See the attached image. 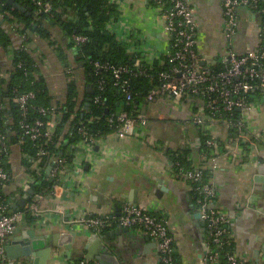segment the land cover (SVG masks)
I'll return each mask as SVG.
<instances>
[{
	"label": "crops",
	"instance_id": "1",
	"mask_svg": "<svg viewBox=\"0 0 264 264\" xmlns=\"http://www.w3.org/2000/svg\"><path fill=\"white\" fill-rule=\"evenodd\" d=\"M187 1L193 8L197 24V52L206 65L216 66L228 49L222 32L221 0ZM108 2L116 11V38L127 39L128 45L132 46L126 51L148 64L162 65L168 38L163 32L160 13L147 0ZM260 19L259 14L248 9L239 10L238 31L232 42L236 52L257 49ZM16 23L19 26L20 23ZM44 23L50 29V39L55 42L33 35L29 53L39 74L46 80L52 97L50 103L55 107L64 103L70 79L78 85V103L89 83L75 62L76 47L69 45V38L59 28ZM7 27L14 45H18L20 39L13 24ZM6 55L2 50L1 65L4 70H10L11 61ZM69 67L73 69L71 74L66 73ZM153 105L160 115L142 130V135L135 133L125 138L108 135L91 149L79 143L63 179L55 187L56 195H48L41 203V220L18 228L10 240L26 229H34L36 235L52 236L48 239L51 250L46 264H75L79 259L87 258L89 252L85 247L92 236L102 238L105 249H99V253L104 264H160L154 242L134 228L114 233L117 227L113 225L95 234L85 225L72 221L85 214L118 217L122 205L132 203L167 218L181 263L203 264L208 248L205 224L200 225L202 219L195 217L199 212L190 183L175 177L171 161L172 152L187 150L190 166L207 167L208 177L216 190L213 205L230 217L236 254L245 261L264 264V143L256 153L248 155L249 158L237 160L224 154L214 161H204L201 130L189 123L193 111H199L200 101L157 99ZM251 127L264 129V101L258 102L253 109ZM210 131L219 136L223 133L214 126ZM253 161L258 162L257 165ZM8 162L15 180L6 188L11 192L26 173L17 144H13ZM65 233H72L71 241L61 238L60 235ZM22 263L33 264V258H20L14 262Z\"/></svg>",
	"mask_w": 264,
	"mask_h": 264
},
{
	"label": "built area",
	"instance_id": "2",
	"mask_svg": "<svg viewBox=\"0 0 264 264\" xmlns=\"http://www.w3.org/2000/svg\"><path fill=\"white\" fill-rule=\"evenodd\" d=\"M2 2L0 0V5ZM28 2L34 5L38 12L49 17H53L56 12L60 13L62 9V7L55 8L52 0H28ZM147 2L163 19V32L168 38L163 64L167 66L157 75L158 86L145 96L143 109H120L107 117L111 128L109 135L118 138L133 136L135 133L142 135V130L148 127L154 117L160 115L153 105L157 99L180 102L192 98L200 101V109L191 114L189 123L201 130L203 160L214 161L217 156L224 154L231 155L237 160L249 158L248 155L252 152L256 153L259 146L264 143V129L254 130L251 127L252 111L258 102L260 104L264 101V0H221L222 32L228 42V49L216 66L206 65L205 59L197 52V24L193 18V8L187 0H147ZM242 8L259 14L261 19L257 27L259 40L257 49H247L239 53L233 49L232 42L238 31L239 10ZM71 13L70 10L64 12L63 18L71 19ZM111 19L115 20L114 17ZM12 24L13 29L18 27L16 22ZM18 36L20 47L29 51L28 35L22 33ZM71 39L75 47L87 40L82 34H74ZM117 40L126 50H131L132 46L128 45L127 39ZM2 50L0 46V54ZM4 52L11 61V69L4 70L0 60V83L8 81L14 59L12 47L8 52ZM22 65L18 63V66ZM35 67L38 69L36 64ZM94 67L96 73L104 70L110 74L112 85L119 89L121 101L127 104L134 101L135 95L130 89L128 78L124 76L131 75L135 71L145 73L140 58H136L131 67L99 61L94 62ZM28 73V70L24 69V74L28 75ZM66 73H73V69L67 68ZM38 75L34 73L35 82L38 81ZM105 82L104 78L99 77L98 91L104 89ZM13 92L11 101L20 116L17 131L5 129V125L12 120L1 113L4 106L0 100V264H11L6 253L10 237L18 228L41 220V203L48 195H56L55 187L63 179L68 166L66 157L49 148L53 137L51 128L58 123L61 116L59 109L62 106H36L33 104L36 97L34 91L20 92L18 88H14ZM93 101L102 104L100 93L93 97ZM30 110L36 112L31 121L28 120ZM74 115L75 112H72L70 119ZM211 126L223 132L222 135L210 131ZM67 127L68 125H65L64 129ZM78 133L82 136L81 143L90 149L107 137L93 136L85 124L78 127ZM11 135H16L15 143L10 142ZM26 140L36 143L34 153L21 151V146ZM13 144H17L20 148L26 173L25 177L15 185L14 190L8 192L6 188L15 181L13 174L6 167ZM181 152L175 154L180 155ZM257 163L253 161L254 165ZM172 165L175 177L190 183L200 218L205 224L208 248L203 264H259L245 261L236 254L230 217L224 210L213 205L216 190L208 177L207 167L205 165L186 167L179 160L173 161ZM48 166H50L48 176L54 180L51 189L47 193L35 191L33 186L37 183V177ZM29 189H33V195L22 208L10 213L9 210L27 195ZM72 221L85 225L95 234L102 233L113 225L134 228L154 242L160 264H183L178 259L167 218L140 205L124 203L118 217L85 214L73 218ZM75 264L100 263L84 257Z\"/></svg>",
	"mask_w": 264,
	"mask_h": 264
},
{
	"label": "trees",
	"instance_id": "3",
	"mask_svg": "<svg viewBox=\"0 0 264 264\" xmlns=\"http://www.w3.org/2000/svg\"><path fill=\"white\" fill-rule=\"evenodd\" d=\"M2 1V5H0V15L3 16H1L2 18L0 17V46L6 52L12 47L14 57L8 81L0 83V100L4 106L1 113L3 115L6 114L12 120L5 125L6 130H18L17 123L20 116L16 106L11 101V98L14 96V88H18L20 92L34 91L36 97L33 100V104L36 106L50 107V100L52 99L46 86V80L36 69L35 62L29 53L30 51L21 48L20 43L16 46L14 45L13 37L9 34L7 27V25H11L14 21L20 24L13 30L18 34L26 33L28 35L27 43H30L33 35L40 38H48L52 43L55 42L53 39H50V29L46 27L44 21L49 26L59 28L63 35L69 38L70 46L75 47L71 39L74 34H82L87 38L83 44L76 47L77 51L74 58L77 65L84 71L89 86H86L82 99L77 103L78 85L74 79H70L67 82L66 97L64 103L61 105L62 107L59 109L61 112L60 119L51 128L53 137L49 148L57 154L66 157L68 163L72 161L74 152L77 150V145L82 141V136L78 133L79 126L85 124L88 131L95 137L104 138L108 136L111 128L107 122V117L120 109L142 108L145 105L147 93L158 86L159 80L157 75L167 65L148 64L140 59L143 68H145V73L141 74L135 71L131 75L124 76L128 78L130 89L135 95L134 101L127 104L121 101L119 89L112 85L110 74L104 70H99L98 73L95 72V61L131 67L137 58V55H134V53L126 51L112 31L106 29V23L116 16L115 8L108 0H52L55 8L62 7L61 12H56L53 17L38 12L36 7L29 3L28 0L16 1L31 7L30 15L20 13L18 10L12 8V6L6 3L7 0ZM69 10L72 12V18H63L64 12H69ZM18 63H22L23 65L18 66ZM24 69L28 70V75L24 74ZM34 73L39 74L38 81L36 82ZM99 77L106 80L102 91L97 90ZM97 93H100L102 104H96L93 101V97ZM72 112H75V115L70 119ZM35 115L36 112L34 113L33 110H30L28 120L31 121ZM65 125H68L67 129H64ZM9 140L11 143H15L17 141L16 135H11ZM35 144L34 141L26 140L21 146V151L34 153ZM187 156V150L180 155L172 152L171 161L179 160L184 166L189 167L190 164ZM7 164L6 167L8 169ZM53 183L54 180L48 175L46 176L44 171L37 177V183L33 188L35 191L47 193Z\"/></svg>",
	"mask_w": 264,
	"mask_h": 264
},
{
	"label": "water",
	"instance_id": "4",
	"mask_svg": "<svg viewBox=\"0 0 264 264\" xmlns=\"http://www.w3.org/2000/svg\"><path fill=\"white\" fill-rule=\"evenodd\" d=\"M7 4L12 6V8L18 10L20 13H25L26 15L31 14V7L26 6L16 0H7ZM87 104V103H86ZM107 111V109H106ZM50 166H48L45 170V175H48ZM33 189H29L27 191V195L22 197L10 210L9 212H13L15 209L22 208L26 201L33 195ZM195 217L197 219L200 218V214L196 213ZM200 225H204L203 222L200 221ZM128 227H117L114 233H122L123 231H128ZM72 233H65L60 235L63 239H70L72 238ZM52 236L49 235H36L34 229H26L21 232L19 236L13 237L8 246L6 247L7 256L10 259V263L14 264L16 259L20 258H33V264H46L47 259L49 258L51 247L49 246ZM149 239V237H146ZM55 239V236H54ZM102 238L92 236L89 238L85 249L89 252L87 254L88 259H96L100 264H104L105 261L101 253H99V249H105L104 243L100 240ZM69 241V240H68ZM55 242V241H54ZM107 252V250H106ZM109 254V253H108Z\"/></svg>",
	"mask_w": 264,
	"mask_h": 264
},
{
	"label": "rangeland",
	"instance_id": "5",
	"mask_svg": "<svg viewBox=\"0 0 264 264\" xmlns=\"http://www.w3.org/2000/svg\"><path fill=\"white\" fill-rule=\"evenodd\" d=\"M116 21H113V19H111L110 21H108L107 23H106V29L107 30H110V31H112L113 33H115L116 34V32H117V27H118V24L116 25ZM54 38V37H53Z\"/></svg>",
	"mask_w": 264,
	"mask_h": 264
}]
</instances>
